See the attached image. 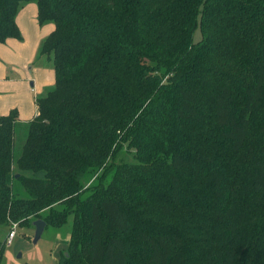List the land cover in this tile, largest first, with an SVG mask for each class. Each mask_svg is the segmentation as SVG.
I'll use <instances>...</instances> for the list:
<instances>
[{
	"label": "trees",
	"instance_id": "obj_1",
	"mask_svg": "<svg viewBox=\"0 0 264 264\" xmlns=\"http://www.w3.org/2000/svg\"><path fill=\"white\" fill-rule=\"evenodd\" d=\"M25 2L55 83L0 116V225L72 217L59 264H264V0H0V43Z\"/></svg>",
	"mask_w": 264,
	"mask_h": 264
},
{
	"label": "crops",
	"instance_id": "obj_2",
	"mask_svg": "<svg viewBox=\"0 0 264 264\" xmlns=\"http://www.w3.org/2000/svg\"><path fill=\"white\" fill-rule=\"evenodd\" d=\"M16 21L22 39L8 38L0 43V116L16 109L20 123L24 124L38 114L36 98L55 83L52 60L49 59L50 65L28 67L34 60L36 50L40 49L54 29V24H39L38 7L35 3L23 6ZM7 65L14 66L15 74L12 72L8 75ZM27 68L30 70L27 71Z\"/></svg>",
	"mask_w": 264,
	"mask_h": 264
},
{
	"label": "rangeland",
	"instance_id": "obj_3",
	"mask_svg": "<svg viewBox=\"0 0 264 264\" xmlns=\"http://www.w3.org/2000/svg\"><path fill=\"white\" fill-rule=\"evenodd\" d=\"M29 3L36 4V2H25L21 5V8ZM201 38L202 32L198 25L194 32L193 39L197 42ZM49 61L50 60L47 59L46 56L41 57L40 49L38 48L34 60L28 67L32 66V68H36V66H42L44 64L50 65ZM7 67L8 75H11L12 72L15 74L16 70H13L14 66L7 65ZM28 70L30 69L27 68V71ZM24 136V131L18 128L16 136V154L20 151L21 145L25 139ZM133 156V151H130L126 147L117 155L116 161L134 163L135 160ZM72 222L73 218L70 217L68 222L61 227L46 226L37 244L34 243L36 230L34 224L17 225L14 228L16 231L15 237L10 245L5 246L0 264H59L58 260L67 249L71 238ZM13 227L14 225L12 224L0 225V245L8 240Z\"/></svg>",
	"mask_w": 264,
	"mask_h": 264
},
{
	"label": "water",
	"instance_id": "obj_4",
	"mask_svg": "<svg viewBox=\"0 0 264 264\" xmlns=\"http://www.w3.org/2000/svg\"><path fill=\"white\" fill-rule=\"evenodd\" d=\"M35 226V237H34V243L37 244L40 238L42 237V234L46 228V222L42 219L34 221Z\"/></svg>",
	"mask_w": 264,
	"mask_h": 264
},
{
	"label": "built area",
	"instance_id": "obj_5",
	"mask_svg": "<svg viewBox=\"0 0 264 264\" xmlns=\"http://www.w3.org/2000/svg\"><path fill=\"white\" fill-rule=\"evenodd\" d=\"M16 226H17V225L14 224L13 230L11 231V233H10V235H9V237H8V240L6 241V245H10V244L12 243V241H13V239H14V237H15V233H16V231H15V229H14Z\"/></svg>",
	"mask_w": 264,
	"mask_h": 264
}]
</instances>
